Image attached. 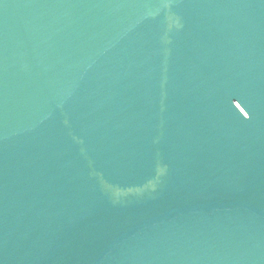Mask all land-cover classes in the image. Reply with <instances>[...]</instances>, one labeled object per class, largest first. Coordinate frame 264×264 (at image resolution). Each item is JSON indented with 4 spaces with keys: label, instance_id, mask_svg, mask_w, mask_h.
Instances as JSON below:
<instances>
[{
    "label": "water",
    "instance_id": "water-1",
    "mask_svg": "<svg viewBox=\"0 0 264 264\" xmlns=\"http://www.w3.org/2000/svg\"><path fill=\"white\" fill-rule=\"evenodd\" d=\"M0 264H264V0H0Z\"/></svg>",
    "mask_w": 264,
    "mask_h": 264
}]
</instances>
